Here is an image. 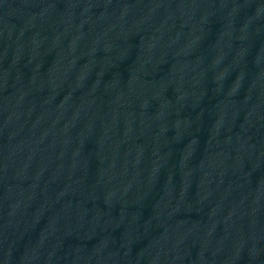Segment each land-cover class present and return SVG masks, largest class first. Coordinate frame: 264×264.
<instances>
[{
  "label": "water",
  "instance_id": "water-1",
  "mask_svg": "<svg viewBox=\"0 0 264 264\" xmlns=\"http://www.w3.org/2000/svg\"><path fill=\"white\" fill-rule=\"evenodd\" d=\"M0 264H264V0H0Z\"/></svg>",
  "mask_w": 264,
  "mask_h": 264
}]
</instances>
